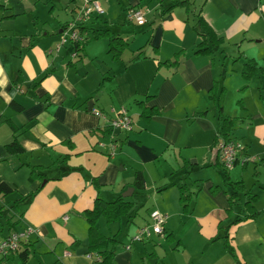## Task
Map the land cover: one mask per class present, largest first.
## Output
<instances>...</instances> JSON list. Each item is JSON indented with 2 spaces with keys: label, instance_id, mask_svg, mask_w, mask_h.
Returning <instances> with one entry per match:
<instances>
[{
  "label": "crops",
  "instance_id": "obj_1",
  "mask_svg": "<svg viewBox=\"0 0 264 264\" xmlns=\"http://www.w3.org/2000/svg\"><path fill=\"white\" fill-rule=\"evenodd\" d=\"M98 1L107 10L80 27L84 41L73 57V46L55 47L79 0H0V183L12 189L0 198V240L34 230L1 264H20L25 249V264H99L85 212L96 199L119 198L133 204L118 221L132 233L115 247L113 264H264V0ZM175 1L188 8L166 12ZM130 7L143 9L144 24L127 21ZM197 16L221 40L211 56L194 55ZM94 31L110 32L126 48L113 57L108 39H93ZM249 60L260 70L246 80ZM219 99L235 122L229 138L251 159L227 171L244 186L230 213L214 166ZM121 109L132 130L113 134L107 120ZM143 109H154L148 120ZM14 140L22 151L10 154ZM185 165L200 168L188 173ZM136 172L142 190L132 185ZM245 203L254 217L246 218ZM154 210L167 217L163 236L131 243Z\"/></svg>",
  "mask_w": 264,
  "mask_h": 264
},
{
  "label": "trees",
  "instance_id": "obj_2",
  "mask_svg": "<svg viewBox=\"0 0 264 264\" xmlns=\"http://www.w3.org/2000/svg\"><path fill=\"white\" fill-rule=\"evenodd\" d=\"M183 7L188 8V2L187 1H175L166 12H169L174 7ZM165 12V13H166ZM193 30L195 31V34L199 37V43L196 46V50L194 52V55L199 56H211L213 55L220 47L221 40L217 38V36L214 34L212 29L207 26V24L204 22V20L197 16L196 21L193 24ZM98 38H107L109 42V53L116 52V54L113 55V57L119 56V54L123 51L124 48H126V44L124 41L119 39L118 37H114L110 32L108 31H94L93 32V39ZM83 44V43H82ZM76 46V52H79L81 50V46ZM260 69L256 67L253 61L249 60L246 62L245 67L242 71V76L248 80L251 76L255 75ZM222 93V91H221ZM220 93V94H221ZM221 99H219V105H218V121L220 123V129L218 131V136H220L224 140H228L230 132L232 127L234 126V120L226 116L222 112ZM141 106V104H139ZM148 110V111H147ZM152 112H154V109H143L142 116L145 117L146 120L149 119V116L152 115ZM13 131H16V128H14L11 124H9ZM116 139V138H115ZM7 151L10 154L19 153L22 151L20 146L18 145L17 141L14 140L7 146ZM221 173H222V181L223 185L229 190L226 192H229V213L231 209L239 204L240 196L239 194L244 191V186L241 182H232L229 179L228 172L224 170L219 164L214 165ZM187 172H191L193 170H197L200 167H191L188 165H185ZM136 189L142 190L144 187V179L141 172H136L133 179L132 184ZM218 187H215L214 190L211 192L217 191ZM12 193V189L7 186L4 183H0V198H3L5 196H8ZM189 199V196L187 198L184 197V191L180 188V201L181 202H187ZM249 199L251 201H255L256 198L249 196ZM26 200V198L20 199L18 202H22ZM245 209L249 212L248 216L246 218H252L257 213L253 211V209L250 207L249 203L244 204ZM133 209V204L131 202L124 201V199L119 198L113 202H104L101 199H96L94 201L93 207L91 210L85 212V217L88 222L89 228H88V246L90 252H95L99 255V264H113V259L115 255V247H116V240L115 236L105 237L103 236L99 230L96 227V223L99 218H103L104 221L107 224H112L118 222L122 217H126L129 215L130 211ZM2 207L0 206V228L1 220H2ZM239 222V221H236ZM14 224H11L8 226V228H14ZM230 251V250H229ZM30 252L25 249L19 253V259L20 264H25L29 258Z\"/></svg>",
  "mask_w": 264,
  "mask_h": 264
},
{
  "label": "built area",
  "instance_id": "obj_3",
  "mask_svg": "<svg viewBox=\"0 0 264 264\" xmlns=\"http://www.w3.org/2000/svg\"><path fill=\"white\" fill-rule=\"evenodd\" d=\"M79 1L80 5L77 9V13L73 20L63 27L60 41L55 47V51H58L65 45L73 46L74 49H76L75 45L79 46L84 41V37L80 33V27L91 19L103 14V9L98 0ZM125 16L127 21L137 25L145 23L144 11L141 8L130 7L126 10ZM72 56H76V50L73 52ZM92 114L97 118L106 120V116L100 111L93 110ZM107 122L113 134L128 133L132 130V120L125 109H121L113 118L107 120ZM107 144L109 146L108 155L111 157L117 149L115 137H112ZM99 146L103 147L104 145L100 143ZM215 150L217 152L219 165L226 171L232 169L235 165H245L251 161L250 157L244 154L243 145L230 138H228V140L219 138L216 141ZM241 155L242 158H240ZM166 219V215L159 211H151L149 213V223L138 228L136 234L131 237L130 242H143L148 240L151 235L163 236ZM32 233H34V230L27 227L21 231L9 233L2 238L0 240V260L7 259L9 256L18 253L21 245L28 241V237ZM129 245L125 246L126 250H129ZM98 260L100 261L99 258Z\"/></svg>",
  "mask_w": 264,
  "mask_h": 264
},
{
  "label": "rangeland",
  "instance_id": "obj_4",
  "mask_svg": "<svg viewBox=\"0 0 264 264\" xmlns=\"http://www.w3.org/2000/svg\"><path fill=\"white\" fill-rule=\"evenodd\" d=\"M99 3H100V5H101L103 10H107L105 5H104V2H99ZM196 6H197V4H196ZM195 8H196L195 6L193 8H191V12ZM113 9H115V6L112 7V10ZM103 43H105V41ZM4 208L5 209L3 210V215L5 216V218H3V220L6 221V218H8V216H9V210H8V207L6 205H5ZM101 221H100L101 222L100 223V228L97 227V225H96V227L99 228V230L101 229V231L104 232L105 235H109L110 236L113 232H114V234L116 232V235H115L116 246L120 247V246H122L123 241H126V240L129 239V237H130V235L132 233V230H131V228L129 226L133 225V224L135 225V221L136 220H134L133 223L132 222L129 223L130 224L128 226L129 228L125 227L123 225V222H116V223L111 225V224H107L106 222L104 223L103 219ZM119 241H120V243H119ZM0 264H1V262H0Z\"/></svg>",
  "mask_w": 264,
  "mask_h": 264
},
{
  "label": "water",
  "instance_id": "obj_5",
  "mask_svg": "<svg viewBox=\"0 0 264 264\" xmlns=\"http://www.w3.org/2000/svg\"><path fill=\"white\" fill-rule=\"evenodd\" d=\"M131 192H132V189L130 188V189H128V190L126 191V193H124V194L122 195V197H123V198H127V197H129V196L131 195Z\"/></svg>",
  "mask_w": 264,
  "mask_h": 264
},
{
  "label": "clouds",
  "instance_id": "obj_6",
  "mask_svg": "<svg viewBox=\"0 0 264 264\" xmlns=\"http://www.w3.org/2000/svg\"><path fill=\"white\" fill-rule=\"evenodd\" d=\"M0 83H2V82H0Z\"/></svg>",
  "mask_w": 264,
  "mask_h": 264
}]
</instances>
